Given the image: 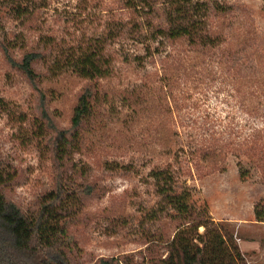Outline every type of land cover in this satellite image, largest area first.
Wrapping results in <instances>:
<instances>
[{
  "label": "rangeland",
  "instance_id": "1",
  "mask_svg": "<svg viewBox=\"0 0 264 264\" xmlns=\"http://www.w3.org/2000/svg\"><path fill=\"white\" fill-rule=\"evenodd\" d=\"M149 1V21L163 25L161 0ZM218 1L230 11H212L219 41L202 48L150 39L146 15L126 0H0V168L6 197L23 211L37 209L57 173L38 131L40 94L56 128L68 129L80 93L95 92L65 175L70 188L93 186L91 196L65 202L74 264L124 256L151 264L165 255L182 221L156 191L157 170L191 191L195 215L233 235L245 264H264V221L256 219L264 217V0ZM11 5L26 14L11 15ZM1 42L16 59L44 55L34 85L9 66ZM95 45L110 72L84 79L72 63Z\"/></svg>",
  "mask_w": 264,
  "mask_h": 264
},
{
  "label": "trees",
  "instance_id": "2",
  "mask_svg": "<svg viewBox=\"0 0 264 264\" xmlns=\"http://www.w3.org/2000/svg\"><path fill=\"white\" fill-rule=\"evenodd\" d=\"M129 7L142 17L146 15V32L150 39L175 40L185 38L190 46H214L219 41L218 33L210 30L208 23L212 11L214 14H227L230 6L218 0H161L160 10L163 25H152L148 16L155 11L153 2L149 0H126ZM11 15H25L19 5H11ZM137 30L140 25L135 24ZM3 53L11 68L19 71L31 85L39 78L33 65L43 59L44 55L37 51H24L20 59L9 53L8 44L1 42ZM99 46V45H98ZM100 48V46H99ZM90 47L82 51L73 61L74 71L88 80L109 75L108 58L102 50ZM40 116L38 131L50 149L53 161L57 165L54 188L46 192L40 199L37 209L23 211L4 193L9 179L7 172L0 168V264H74L72 261L71 238L66 222L62 220L68 211L65 204L67 198L91 196L93 186L90 182L74 184L68 187L65 175L70 167V151L73 141L80 131L88 125L93 115L95 92L85 88L74 105L71 125L68 129L56 128L44 105V94H40ZM168 170L152 171L156 191L167 201L172 209H176L182 221L180 227L167 241L165 255L152 258L151 264H245L233 235L224 231L222 224L214 222L207 215L196 214L190 210L186 199L191 198L190 190H181ZM241 178L247 176L245 171ZM256 219L264 221L262 214L256 213ZM183 227L192 229L189 234ZM188 226V227H187ZM204 232L195 234L198 227ZM94 264H135L129 256L100 258ZM138 264V263H136Z\"/></svg>",
  "mask_w": 264,
  "mask_h": 264
}]
</instances>
